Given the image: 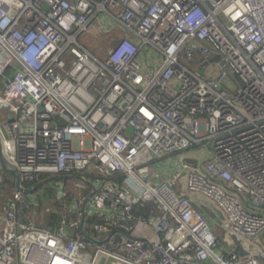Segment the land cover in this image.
I'll return each instance as SVG.
<instances>
[{"label":"built area","instance_id":"1","mask_svg":"<svg viewBox=\"0 0 264 264\" xmlns=\"http://www.w3.org/2000/svg\"><path fill=\"white\" fill-rule=\"evenodd\" d=\"M9 69L0 264H264V0H0Z\"/></svg>","mask_w":264,"mask_h":264},{"label":"rangeland","instance_id":"2","mask_svg":"<svg viewBox=\"0 0 264 264\" xmlns=\"http://www.w3.org/2000/svg\"><path fill=\"white\" fill-rule=\"evenodd\" d=\"M101 32L102 31L100 28H91L86 33H84L80 38L81 43H83L87 48H89L94 54H96L98 56H103L106 53L107 47H108L107 46L108 44L106 42L107 37L105 35H103ZM2 115H4V113H1L0 116H2ZM202 151L196 152L197 156H199V157L203 156L204 155V148L202 149ZM191 155H194V154H191ZM48 187H50V184L44 186L38 193L42 194V192H45L46 190L50 189ZM7 189L2 188L0 190V192H1L0 194L7 197ZM75 192L79 193L78 190H75ZM36 196H37V192L30 195L29 198L34 199V197H36ZM69 200L71 201V199H69ZM78 200L79 199L77 198V201ZM69 205L71 206V202H69ZM208 211L210 213H213L212 210L209 208H208ZM72 214L76 215L77 212H74ZM108 264H113V261H110ZM114 264H116V263H114Z\"/></svg>","mask_w":264,"mask_h":264},{"label":"water","instance_id":"3","mask_svg":"<svg viewBox=\"0 0 264 264\" xmlns=\"http://www.w3.org/2000/svg\"><path fill=\"white\" fill-rule=\"evenodd\" d=\"M0 168L4 172L10 174L14 178V184H15L16 191L22 192V193L27 194V195L33 193L38 187H41L42 185L46 184L48 181H52L53 179H58L57 177L56 178H50L48 180L40 182L39 184H36L33 187H30V188L23 187L22 182H21V178H20V172L18 171V169L16 167L10 165L4 159V157L2 156V153H1V145H0ZM192 197L199 199L207 208L211 209L213 214L215 216H217L218 218H220V219L224 218L222 212L211 201H209L206 198H203L201 196H192ZM235 241L237 242L238 240L235 239Z\"/></svg>","mask_w":264,"mask_h":264},{"label":"trees","instance_id":"4","mask_svg":"<svg viewBox=\"0 0 264 264\" xmlns=\"http://www.w3.org/2000/svg\"><path fill=\"white\" fill-rule=\"evenodd\" d=\"M12 75V70L9 69L6 73V75L4 77H1L0 78V90L2 89L3 87V82L5 79H7V77H10ZM10 181V180H9ZM11 185L10 187L7 189V197H10L12 195V192L15 190V187H14V183L12 181H10ZM55 183H51L50 184V188H55ZM49 188V187H48ZM134 214L136 215H139L140 212L138 211V209H135L134 211ZM61 220V215L60 214H54L51 218V222H50V226L52 228H57L59 226V222ZM95 222H99L98 221V218L97 217H90L87 219V225L90 226L91 224L95 223ZM87 232L89 231L88 229H86Z\"/></svg>","mask_w":264,"mask_h":264},{"label":"clouds","instance_id":"5","mask_svg":"<svg viewBox=\"0 0 264 264\" xmlns=\"http://www.w3.org/2000/svg\"><path fill=\"white\" fill-rule=\"evenodd\" d=\"M5 159V158H4ZM6 160V159H5ZM1 169V168H0ZM1 171L3 172V174L6 176V177H8V178H10V181H12L13 183H14V178L10 175V174H8V173H6V172H4L2 169H1ZM56 178V177H55ZM58 178V177H57ZM58 179H60V178H58ZM58 179H53L52 181H48L46 184H44V185H42L41 187H38L33 193H31V194H24L25 196H27L28 198H29V196L30 195H32V194H34V193H36V192H39L44 186H46V185H49V184H51V183H54L55 182V180H58ZM10 185H11V183H10ZM36 185V184H35ZM35 185H31V186H27V187H25V188H30V187H33V186H35ZM14 187H15V184H14ZM24 187V186H23ZM50 188V187H49ZM51 189V188H50ZM50 189H48V190H50ZM47 190V191H48ZM16 191V189L13 191V193ZM16 192H18V191H16ZM22 193V192H21ZM3 197H4V195H3ZM2 197V198H3ZM13 197V194L11 195V197L10 198H12ZM5 199H7L8 197H4ZM9 198V199H10Z\"/></svg>","mask_w":264,"mask_h":264},{"label":"crops","instance_id":"6","mask_svg":"<svg viewBox=\"0 0 264 264\" xmlns=\"http://www.w3.org/2000/svg\"><path fill=\"white\" fill-rule=\"evenodd\" d=\"M12 194H13V192H12ZM5 197V196H4ZM0 198V203L1 204H3V205H6L7 204V201L9 200V198L11 197H8L7 199H5V198ZM30 199V198H29ZM1 222H2V220H0V225H1ZM116 223V225L117 226H119L120 227V230H123V231H125V232H127L128 231V229L127 228H125V227H121L123 224H122V220L121 219H117V221L115 222ZM110 262V260H102L101 261V264H108ZM114 264V263H113Z\"/></svg>","mask_w":264,"mask_h":264},{"label":"bare ground","instance_id":"7","mask_svg":"<svg viewBox=\"0 0 264 264\" xmlns=\"http://www.w3.org/2000/svg\"><path fill=\"white\" fill-rule=\"evenodd\" d=\"M51 264H69L66 260H63L62 258L56 257Z\"/></svg>","mask_w":264,"mask_h":264}]
</instances>
